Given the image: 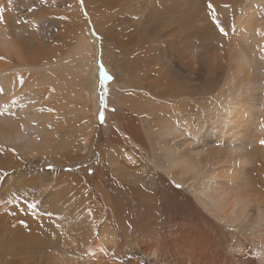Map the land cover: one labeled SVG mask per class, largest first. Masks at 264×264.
<instances>
[{
    "label": "bare ground",
    "instance_id": "bare-ground-1",
    "mask_svg": "<svg viewBox=\"0 0 264 264\" xmlns=\"http://www.w3.org/2000/svg\"><path fill=\"white\" fill-rule=\"evenodd\" d=\"M161 4L163 6V2ZM87 16L89 20L80 16L84 26L103 28V22ZM180 27L186 31L180 42L189 47L197 46L196 38L202 32L197 34L192 28L188 31V24L183 22ZM260 31L264 57V27ZM82 47L79 49L83 57L78 55L74 64L49 73L51 78L60 80L55 89L62 90L72 75L80 78L81 86L86 81L88 74L84 65L91 56L87 58ZM138 56L137 52L130 57L129 66ZM145 59L147 62L148 58ZM233 64L234 70L231 62L227 63L223 83H234L236 90L218 120V124H222L229 118L230 124L227 130L218 127V132L232 135L235 142L241 140L249 117L259 124L264 120V70L260 77L251 75L256 69L253 66L246 71L249 62L243 55L235 57ZM91 68L94 70L93 64ZM5 70L0 60V112L3 113L0 115V175H3L0 179V264H249L252 260L247 254L246 233H253L258 240L256 252L264 264V191L260 194L258 188H249L252 183L249 180L239 191L234 177L223 182L220 175H211L206 183H199L195 188L211 218L234 225L238 232L235 242L239 246L235 242L225 244L223 237L228 235L217 236L214 231L189 222L170 224L165 230L172 236L166 242L169 234L163 230V174L154 168L163 169V166L157 164L153 155L155 146L163 152V115L161 119L156 118L161 125L152 134L150 121L156 114L151 119V105L136 115L117 109L113 126L105 129L96 120V79L92 70L91 87L84 86L86 95L78 90L76 96L58 97L48 90L44 96L24 95L20 72L5 75ZM39 78L37 82L44 79ZM158 80L134 79L130 84L145 95H151L152 100L179 95L175 87L174 93L167 90L169 83L156 91L163 84ZM75 97L80 101L77 110L73 108ZM74 121L79 123L74 126ZM259 124L252 122L255 131L250 130L253 135L249 142L261 149L263 144L255 141L264 137V126ZM242 126L244 129L238 131ZM166 131L174 138L184 135L183 131L175 133L171 127ZM90 159L98 160V172L91 176L83 164ZM149 159L155 161L154 166L149 164ZM40 160L47 163L37 164ZM170 161L186 172L203 165L198 149L189 154L177 153ZM48 165L52 170L44 168ZM32 204L34 208L29 207Z\"/></svg>",
    "mask_w": 264,
    "mask_h": 264
},
{
    "label": "rangeland",
    "instance_id": "rangeland-1",
    "mask_svg": "<svg viewBox=\"0 0 264 264\" xmlns=\"http://www.w3.org/2000/svg\"><path fill=\"white\" fill-rule=\"evenodd\" d=\"M156 3L161 5L156 6ZM208 3L209 0H83V3L80 0H0V16H3V21H0V60L6 69L5 75L20 72L19 80L23 85L24 95L31 93L33 96H44L45 90L57 97L76 96L78 90L86 95L84 86L91 87L92 70L96 79V120L101 128L110 129L113 126L117 109H126L136 115L138 111L151 105V119L156 114L150 121L151 132L154 134L156 127L161 125L156 118L161 119L163 115V152L155 146L156 153L153 154L159 162L157 164L163 166V169L154 166V160L149 159L148 162L163 174V230L169 234L166 242L172 236L170 231L165 230L170 224L184 225L188 222L203 229L208 228L217 236L228 235L229 238L223 237L225 244L235 242L238 232L234 225L229 226L227 222L214 217L212 219L202 205V196L195 190L199 183H206L211 175H220L223 182H229L234 177L239 191L245 188L248 180L252 183L247 187L258 188L260 194L264 191V144L259 149L249 142L253 135L250 132L253 130L251 124L253 122L257 125L259 121H253L249 117L250 124L245 129L243 126L238 129H244V134L241 140L235 142L232 135L226 136L218 132V127L227 130L230 124L229 118L222 124H218V120L224 111L223 107L231 102V93L236 90L234 83H223L227 63L231 62L234 70L233 59L243 55L249 62V69L246 71L253 66L256 69L251 75L260 77L264 70V57L261 54L263 37L260 34L264 27V0H211L215 7L214 14L225 28L226 36H222L214 27L212 13L207 8ZM224 5L230 7L225 8ZM86 13L103 22V28L99 30L93 26H84L80 16L89 20ZM244 15L247 18H243ZM181 22L188 24V31L192 28L191 31L202 32L196 38L197 46L189 47L180 42L186 32L185 28L180 27ZM138 30L143 34L142 37ZM136 37L141 39L136 41ZM79 47L85 50L87 58L91 56L84 65L88 74L85 79L87 82L84 81L81 86L80 78L75 79L72 75L69 83L63 82L62 90L55 89L59 87L60 80L58 77L51 78L49 73L62 66L74 64L78 55L83 57ZM137 52L138 60L129 66L127 61ZM145 56L148 58L147 62ZM89 59L94 61L90 64ZM92 64L94 70L91 68ZM101 68L108 74L109 79L104 76ZM146 73H150L149 77H146ZM244 73L241 75L244 76ZM241 75L239 74L240 77ZM39 77L44 78V81L47 79V84ZM37 78L40 81L37 82ZM134 79H142V82L159 79L163 84L153 90L158 91L169 83L167 90L174 93L176 89L179 95L164 97L162 100L153 97L152 100L151 95L147 96L141 90L131 87L130 81ZM78 99L75 97L72 100L76 103L74 110L79 109L76 107L80 103ZM101 111L105 117L103 121L99 119ZM74 122V126L79 123ZM263 122L264 120L259 126L263 127ZM170 127L175 133L183 131L184 135L174 138L171 132L166 134V129L169 132ZM194 133L196 137H193ZM190 138L195 141H187ZM262 140L264 137L255 141L261 143ZM179 144L184 149L182 146L176 149ZM197 149L203 165L195 172L179 170L170 161V157L177 153L189 154ZM119 155L124 158L123 154ZM241 155L245 157H240ZM46 163L40 160L37 164ZM83 164L88 168V175L98 172V160L90 159ZM44 168L52 170L46 166ZM208 171L211 172L204 176ZM201 186L203 188V184ZM244 235L250 250L247 254L252 260L249 264H262L256 252L255 243L258 240L253 233Z\"/></svg>",
    "mask_w": 264,
    "mask_h": 264
},
{
    "label": "snow or ice",
    "instance_id": "snow-or-ice-1",
    "mask_svg": "<svg viewBox=\"0 0 264 264\" xmlns=\"http://www.w3.org/2000/svg\"><path fill=\"white\" fill-rule=\"evenodd\" d=\"M81 3H83V0H80ZM225 8H228L230 7L229 5H224ZM207 8L209 9L210 13H212L211 15V21L214 25V27H216V29L218 30V32L222 35V36H226L227 35V32L225 31V28L223 26H221V23L220 21L218 20V18L215 16V7L214 5L211 3V0H209V3L207 4ZM0 21H3V16H0ZM103 56V52L101 51V57ZM101 71H103L104 73V76L107 77V79H109L110 77L108 76V74L104 71L103 68H101ZM102 77V76H101ZM103 79V78H102ZM0 91H2V89H0ZM102 99V102L104 100V97L102 96L101 97ZM0 115H3L2 112H0ZM99 119L101 121H103L105 119L104 117V113L101 111L100 114H99ZM261 144H264V140L261 141ZM48 167L51 169L52 166L51 165H48ZM191 172H195L196 170L195 169H191L190 170ZM0 179H3V175H0ZM181 185H176V187H180ZM29 207H35L34 204L32 205H29Z\"/></svg>",
    "mask_w": 264,
    "mask_h": 264
}]
</instances>
